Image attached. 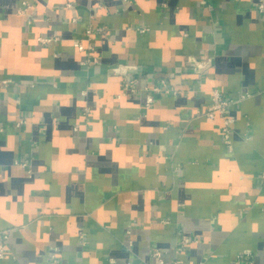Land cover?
Wrapping results in <instances>:
<instances>
[{"label": "crops", "instance_id": "obj_1", "mask_svg": "<svg viewBox=\"0 0 264 264\" xmlns=\"http://www.w3.org/2000/svg\"><path fill=\"white\" fill-rule=\"evenodd\" d=\"M257 1L0 0V232L14 256L0 264H47L53 247L59 264H155L152 248L166 264H234L245 249L253 258L242 264H264ZM90 21L104 29L94 37L98 62L82 66L74 43ZM38 35L59 41L42 46ZM205 56L199 78L187 59ZM117 64L130 65L139 89L171 73L180 93L143 111V92L117 98ZM213 89L245 96L229 108L231 152L219 118L194 117ZM180 234L197 242L175 254Z\"/></svg>", "mask_w": 264, "mask_h": 264}, {"label": "built area", "instance_id": "obj_2", "mask_svg": "<svg viewBox=\"0 0 264 264\" xmlns=\"http://www.w3.org/2000/svg\"><path fill=\"white\" fill-rule=\"evenodd\" d=\"M131 1V0H125ZM30 5L22 1L21 4L17 7V13L19 15H26L30 10ZM98 8H101V4L98 5ZM256 11L259 16L264 15V0H258L256 2ZM73 21H75L73 19ZM31 18L27 16L26 24L29 26L31 25ZM103 27L99 25H94L91 21L86 25V28L82 32L79 38L75 40L74 47L78 53L83 54V58L80 61V65L82 66H89L92 64H96L98 62V56L96 54V46L94 43V37L97 33L103 31ZM135 30L139 33H144L147 31L145 27H136ZM38 44L42 46H48L51 43L58 42V37H50V36H42L38 35L36 37ZM187 64L192 67L193 71L199 78L203 76L206 67L210 64V60L207 56H205L201 60L194 59L189 57L187 59ZM130 65L127 64H117L111 67V72L114 75L121 76L122 84L120 87V91L117 94V98L120 99L122 97L127 96H137L141 92H143V102H142V110L145 111L150 108L154 99L157 96H172L176 97L179 95V91L174 88L172 85H169L167 79L172 76L171 73L165 74L162 78L156 80L154 85L150 87H143L139 89L136 87V80L135 78L129 75ZM2 83L7 84L9 81H2ZM86 91H82L81 95H85ZM245 96H240L239 99L233 100L228 99L223 94H221L218 90L213 89L210 91V101L207 104L204 110H196L194 117H203L208 120H213L215 118H219L220 120V137L223 146L228 152L232 151V132H233V125L235 123L234 116L229 112V108L238 103L240 100L244 99ZM89 114V108L87 106L83 107L81 111V115L87 118ZM23 124H25V120L23 118H18L14 121L15 128L19 129ZM3 127L0 126V133L3 132ZM15 163L26 169L27 174L31 175V170L28 168L27 164L22 161H15ZM260 179L264 183V171L262 172ZM8 235L6 232H0V260L6 258L8 255L10 257L14 256L9 252L8 248ZM197 240L191 237L190 235L180 234L178 241L175 247V254H178L182 249H185L190 244L196 243ZM80 244L84 245L85 241L83 236H80ZM165 252L159 248H152L151 249V257L155 264H166L163 260V254ZM252 252L249 249L242 250L238 254H236L234 258V264H242V263H251L252 262ZM109 263H113L114 260L112 258H108ZM47 264H59L58 260V249L57 247H53L51 252L48 256ZM125 264H134L130 259L125 262ZM167 264H178L176 259H173L170 263ZM202 264V263H201Z\"/></svg>", "mask_w": 264, "mask_h": 264}]
</instances>
